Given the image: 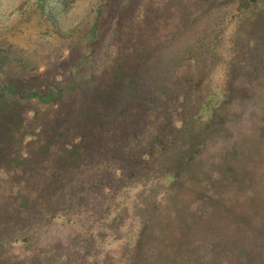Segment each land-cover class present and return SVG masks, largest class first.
Segmentation results:
<instances>
[{"label":"trees","instance_id":"16d2710c","mask_svg":"<svg viewBox=\"0 0 264 264\" xmlns=\"http://www.w3.org/2000/svg\"><path fill=\"white\" fill-rule=\"evenodd\" d=\"M66 1L22 3L56 27ZM94 12L44 88L0 75V264H264V0ZM20 99L61 113L24 129ZM60 218L64 246L38 242ZM107 236L115 253L93 248Z\"/></svg>","mask_w":264,"mask_h":264},{"label":"rangeland","instance_id":"374dc122","mask_svg":"<svg viewBox=\"0 0 264 264\" xmlns=\"http://www.w3.org/2000/svg\"><path fill=\"white\" fill-rule=\"evenodd\" d=\"M23 1L25 0H0V75L12 81L19 88L34 83L36 80H39L38 86L44 88L55 78L58 69H64L74 59L73 51L75 49L72 47L77 39V34L80 29L82 30L84 23L88 25L91 22L90 20L95 16L94 11L103 0H67L64 19L56 18V27L48 19L25 6L27 0L26 3H22ZM108 15L106 14L107 18ZM99 22L101 25L102 22L105 24V19L101 18ZM19 103L18 106L13 107V110L18 108V122H21L20 125L24 129H29L33 125L34 115L31 110L36 109L40 114L46 108L48 123L56 121L55 116L61 113V109L56 110L47 103L31 104V109L26 106L25 100L20 99ZM239 140L240 138L237 139L238 143ZM260 140L263 143L262 148H264V137ZM255 141L256 138H242V149L244 150L249 145H245L244 142L251 144ZM214 147H219V145H214ZM106 152L109 154L113 151L107 150ZM41 164L44 165V163ZM41 164L35 165L36 171L39 170ZM92 193V190H87L88 195ZM81 194L79 193L76 199ZM88 195L80 196L79 204L91 206L92 203H90ZM79 204L76 205L79 206L78 210L84 211ZM83 213L88 214L85 211ZM84 214L74 216V218L80 221L84 218ZM77 226V223L74 225L66 218L50 220L45 224L44 229H38L41 230L42 235L37 238V241L42 242L43 239L48 241L54 236L60 237L62 240L59 242V247H63V238L67 233L74 234L73 229L78 228ZM122 229H119L116 235H120ZM21 234L23 235V233ZM77 239L79 240V238ZM119 244V240L107 236L96 242L93 248L97 251L115 253L119 249Z\"/></svg>","mask_w":264,"mask_h":264}]
</instances>
